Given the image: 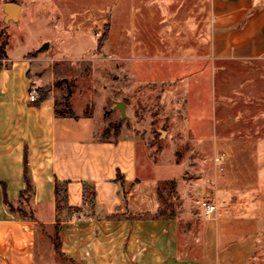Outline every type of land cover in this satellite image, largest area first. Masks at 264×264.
Returning <instances> with one entry per match:
<instances>
[{
	"label": "crops",
	"instance_id": "0c3cea01",
	"mask_svg": "<svg viewBox=\"0 0 264 264\" xmlns=\"http://www.w3.org/2000/svg\"><path fill=\"white\" fill-rule=\"evenodd\" d=\"M118 1L124 2L121 11L150 10L145 20L167 35L169 41L160 46L163 56L157 59H204L214 74L224 70L231 76H253L241 81V91L249 89L250 80L256 84L264 77V0ZM8 3L14 2L5 3L4 10ZM174 8L186 11V18L179 26L172 19L169 27L168 11ZM184 42L192 45L184 48ZM201 44L204 53L199 51ZM151 49L145 47V52ZM4 50L8 64L0 69V264H36L38 228L51 241V253L74 264H253L262 223L258 212L216 202L214 214L203 218L192 197L189 210L176 207L171 217H154L163 206L159 182L176 179L180 192L189 184L181 178L184 164L163 156L156 159L129 134L98 136L93 114L77 113L72 106L76 117L57 116L54 86L39 104L29 100L30 89L53 78L33 76L38 56H10ZM243 100L212 103L214 122L227 126L217 141L222 137L232 150L239 139L264 137L232 127L237 120L231 108L247 105ZM242 153L259 151L247 147ZM25 160L32 191L25 190ZM118 172L124 178L122 186L115 181ZM55 178L67 181L66 202L60 206ZM83 181L94 184L92 208L84 204ZM195 185L198 189L199 181L190 182L191 190ZM56 224L60 254L52 241Z\"/></svg>",
	"mask_w": 264,
	"mask_h": 264
},
{
	"label": "rangeland",
	"instance_id": "374dc122",
	"mask_svg": "<svg viewBox=\"0 0 264 264\" xmlns=\"http://www.w3.org/2000/svg\"><path fill=\"white\" fill-rule=\"evenodd\" d=\"M7 2L21 5L16 17L7 16ZM122 3L0 0V47L4 46L10 56L24 52L28 58L38 56L32 66L33 76L53 78L48 83L37 82L41 83L38 87H55L58 108L69 103L77 113L93 114L98 136L129 134L156 159L163 156L182 162L181 178L187 184L199 181V186L191 190L188 184L180 192L175 185L170 191L173 179L161 181L169 210L182 206L189 210L194 198L199 211L197 200L209 198L233 209L250 206L258 212L262 223L252 262L264 264V137L239 139L232 150L222 138L226 124L215 123L211 112L215 99L243 98L247 105L231 108L237 120L232 127L264 136V77L256 84L250 80L249 89L241 91L237 90L241 81L253 76L235 73L232 77L224 70L214 74L204 59H157L163 56L160 46L167 35L145 20L150 10L121 11ZM185 18L186 11L174 8L168 11V26L172 19L179 26ZM40 41L48 42V48L40 49ZM150 45L152 49L145 52ZM181 45L188 48L192 44ZM128 46L130 54L126 53ZM205 49L201 44L200 53ZM4 58L2 64H8ZM117 100L127 104L123 119L114 109ZM219 117L223 118L222 113ZM218 136L222 137L217 141ZM247 147L258 148L259 154L242 153ZM219 154H223L221 163L215 160ZM36 235V264H74L51 253V241L41 228Z\"/></svg>",
	"mask_w": 264,
	"mask_h": 264
},
{
	"label": "trees",
	"instance_id": "16d2710c",
	"mask_svg": "<svg viewBox=\"0 0 264 264\" xmlns=\"http://www.w3.org/2000/svg\"><path fill=\"white\" fill-rule=\"evenodd\" d=\"M6 57L5 55V50L4 46L0 47V69L3 67L1 59ZM50 91V87H38L36 89V92L38 93V98L35 100L36 104H39L42 100H44L48 93ZM58 99L56 100V109L55 113L57 116H71V117H76L75 113L72 111L70 104L69 103H63L64 107L63 108H58ZM27 162L25 160V168H24V179L26 183V191H32V183L31 180L28 176L27 173ZM115 181H117L121 186L123 184L124 178L123 176L118 172L117 176L115 178ZM167 182V181H165ZM55 184V196L57 199V203L60 206L61 204H65L66 202V186H67V181H60L59 179L55 178L54 180ZM176 185V180H170L169 182V189L170 191H174ZM167 188V187H165ZM164 188L159 182L157 186V192L159 195V198L161 200V203L163 206H161L158 211L153 215L154 217H171L175 214V211L173 209H168L167 203H168V198L167 195L164 193ZM83 191H84V204H87L90 208H92L95 205V187L94 184L91 181H83ZM11 210H15L14 206L10 205ZM19 211L27 215V212L24 209H19ZM52 241L54 244V247L56 251L60 254L59 251V246H60V239L58 235V225H55V232L54 235L52 236Z\"/></svg>",
	"mask_w": 264,
	"mask_h": 264
},
{
	"label": "built area",
	"instance_id": "2783aa9c",
	"mask_svg": "<svg viewBox=\"0 0 264 264\" xmlns=\"http://www.w3.org/2000/svg\"><path fill=\"white\" fill-rule=\"evenodd\" d=\"M28 97H29V100L35 101L38 98V94L36 93L34 89H30L28 93ZM215 160L218 163H221L223 160V154L217 155ZM198 203L200 206V215L203 218L211 217L218 207L216 201L209 199V198H202L198 200Z\"/></svg>",
	"mask_w": 264,
	"mask_h": 264
},
{
	"label": "water",
	"instance_id": "95a60500",
	"mask_svg": "<svg viewBox=\"0 0 264 264\" xmlns=\"http://www.w3.org/2000/svg\"><path fill=\"white\" fill-rule=\"evenodd\" d=\"M18 4L15 3H8L5 6V12L7 13V16L9 17H16V14L18 12ZM48 47V42H44L41 46L40 49H45ZM126 106L127 104L124 101L117 100L114 105V109H117L121 116L120 119H123L126 117Z\"/></svg>",
	"mask_w": 264,
	"mask_h": 264
}]
</instances>
